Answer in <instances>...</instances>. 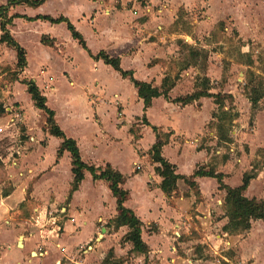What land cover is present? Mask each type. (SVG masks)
I'll use <instances>...</instances> for the list:
<instances>
[{"label":"crops","instance_id":"1","mask_svg":"<svg viewBox=\"0 0 264 264\" xmlns=\"http://www.w3.org/2000/svg\"><path fill=\"white\" fill-rule=\"evenodd\" d=\"M9 1L0 0V9ZM52 2L57 3L59 0H46L39 6H31L23 2L10 6L7 13L8 18L15 15L22 16L13 17L12 22L7 24L11 35L26 50V66L19 69L15 84L13 81L10 82L8 100L17 102L22 107L24 115L20 124L26 125L22 128V132L21 129H18V132L10 131L8 128L13 125L9 124V115L6 113L0 116V133L5 136L9 134L18 136V142L14 144L13 141L7 152L0 153V172L3 174L2 176L0 174V264H57V262L59 264H102L111 250L114 252V258L124 260L118 264H167L172 230L180 237V229L185 218L190 225L196 223L189 220L194 216L190 210L191 205L197 202L195 206L198 213L195 216L201 220L205 219V223L211 224V213L221 210V207L215 206L214 196L217 195L221 198L218 200L219 202L222 199L225 201L227 191L220 188L218 179L211 176L194 177L195 171L199 166L205 165L208 168L215 166L216 173L223 175L222 182L224 184L230 187L240 186L245 173L253 168L252 158L257 156L256 152L259 148L264 149V134L261 131L260 123L257 121L256 129H253L254 132H243L242 129L245 127L243 124L241 127H236L237 129L232 132L236 135L240 132L241 137L237 139L239 146L234 142L230 143L228 146L231 156L223 155V159L219 158V161L217 155L221 154V151L214 148L218 142L214 135L215 126L210 125L215 120L214 113L218 107L215 98L204 96L186 105L173 101L177 97H184L196 90L188 68L183 69V73L179 74L175 86L168 93L169 98L164 95L155 97L152 105L145 110L144 101L139 96L134 84L102 59L96 60L88 55V64L85 63L84 67H79L78 63L75 64L73 56L64 45L65 40L60 35L61 29H64L70 42L77 41L73 38L65 22L52 23L48 20L27 18H36L39 15H50L56 18L58 13L47 10ZM103 5L95 6L94 10L98 12V8H102ZM147 8L150 7H143L136 3L133 9H137L135 12L117 11V14L123 18H112L109 21L114 26L117 23L120 24L117 28L96 26L95 18L97 16L92 20L93 22H90L84 16L85 11H81L76 17L81 22H90L95 35L100 37L106 35L110 38L109 46L112 45L110 48L95 49L90 42H87L94 54L104 50L111 56L120 57L123 69L133 70L134 76L138 80L151 82L157 90L162 91L164 78L170 74L175 76L178 72L177 70L172 71L164 63L176 51L174 40L177 38L176 34H180V32L179 28L174 26L177 20L174 18L175 13L171 16H166L165 13L160 17L148 15V17H142V14H145L143 11ZM61 13L65 14L64 16L72 22L76 21L69 13H64V11ZM74 25L78 29L80 24L76 21ZM170 26L173 27L172 30L169 29ZM20 27L24 33H21ZM30 34L37 36L39 48L46 52L45 61L37 64L36 71L33 70V65L36 62L35 55L24 36ZM2 35L0 18V39ZM43 37L49 41L53 40V44H44ZM86 38H88L87 35ZM187 38L193 40L190 36ZM11 49H14L15 52ZM12 52L14 58L11 56ZM7 53L18 64L16 49L6 42H0V61L5 70ZM87 54L89 53L87 52ZM57 60L61 62L59 65L64 66L56 68L54 63ZM102 73H107L113 80L103 76ZM140 73H143L144 76ZM31 79L37 83L42 93L47 97L49 106L50 93H62L66 112L71 115L70 117L73 116L79 131L70 133L61 122L59 111L54 109L55 120L68 137L77 141L82 160L99 168H104L109 163L125 176V180L121 184V187L128 192L124 204L132 209L142 222V238L150 248L148 255L133 251V243L123 241L129 231L128 226H122L119 229L106 226L119 213L117 198L113 194L111 183L108 180L95 179L89 170H85V176L79 189L74 191L69 198L74 179L71 153L64 150L63 155L58 159V149L63 140L52 135L45 128L46 119L44 120L43 114L35 106L34 100H30L31 107L37 115L38 113L42 115L44 126L40 124L41 127L33 118H29L23 102L18 98V86L22 85L28 92V86L22 81ZM115 81L118 85L126 84L132 91L134 101L142 109L138 114L128 116L129 103L125 94L114 83ZM65 83L71 88L64 93L61 92V88ZM78 90L83 92V97L77 96L76 91L78 92ZM210 92L215 93L211 90ZM234 96L237 102L243 100L244 97L241 103L245 102L247 110V106L251 104L248 96L245 94H234ZM83 105L86 107L83 108ZM108 105L113 106L117 115L115 132L107 131L103 119L105 107ZM248 109L251 110V107ZM83 113L87 114L86 119L89 120V123L91 121L96 124L94 126L100 130L102 136L100 138L103 142L99 138V133H90L85 128L82 130L83 128L79 127V125L84 126L82 122L80 123V116ZM241 116L234 122H243V113ZM257 116V119L261 116L260 112ZM140 117L143 124L139 126L140 137L136 138V135L133 134L134 125L132 124ZM119 118L122 121H119ZM153 126L159 127L164 132H172L169 143L162 148V156L168 164L176 167L178 174L196 182L199 201H197V194L183 178L178 180V189L172 196H167L160 187L163 178L156 172V167L160 163L154 161L151 153L152 146L157 142ZM15 127L13 128L16 129ZM119 130L125 132L124 138L118 137ZM146 136L149 137L150 142L144 147L143 140ZM204 139L206 142L208 140L206 146L201 145ZM245 144L249 150L241 149ZM24 149L28 152H25ZM237 149L243 151L238 157L235 153ZM129 153L134 154L132 160L127 157ZM149 155H151L153 163L156 164L155 166L150 161ZM142 157L148 158L150 162V171L146 178H143L140 172L142 171L140 170ZM64 159L66 161H63ZM65 162L68 163V181L71 185L66 186L61 193L58 186H62L61 174ZM255 171V177L251 179L248 188L244 191V196L263 200L264 166H259ZM138 180L141 185L135 186V182ZM87 182L91 183L93 192L100 190L101 193L98 195L95 193L89 199L83 197L82 191ZM217 192L218 194H216ZM64 202L65 206L62 205ZM57 211L61 214L65 211V214L62 215H66L67 219H64L62 215H56ZM224 215L222 220L216 222L217 226L220 224L223 234L217 235L219 246L222 243L230 245V241L234 239L233 241L238 243L236 252L239 256L251 255L257 264H264V235L258 233V231L264 232V221L253 219L251 228L246 233L232 235L224 229L228 223L226 213ZM87 217L92 220L93 232L89 236L79 237L82 225L88 223ZM58 218L64 220L62 224L64 227L60 233L58 232L60 230V225L57 223ZM68 228L72 230L70 233L67 231ZM99 228L102 231L108 230L107 239L100 241L97 245L99 248L103 247L102 250L99 249L98 253L105 252L106 246H109L107 255L99 257L94 251L78 260L77 252L84 254L82 250L93 239V236L96 233L101 235L98 233ZM117 243H120V249H114V246L118 245ZM125 246H127V251H124ZM115 250H117L116 253ZM173 250L176 251L175 246ZM126 256H130L131 259L129 260ZM171 260L175 261V258Z\"/></svg>","mask_w":264,"mask_h":264},{"label":"rangeland","instance_id":"2","mask_svg":"<svg viewBox=\"0 0 264 264\" xmlns=\"http://www.w3.org/2000/svg\"><path fill=\"white\" fill-rule=\"evenodd\" d=\"M136 3L137 5L141 4L143 7H150L147 8V10L143 11L145 14H142V17L147 15L151 17H160L165 15V13L166 16H171L175 13V20L179 19L177 28H179L178 31L180 32V34L177 33V38L176 40H174V43L176 44V51L164 63V65L166 64L170 69H172V71L177 70L178 72L176 75L183 73L182 67L185 62L189 60V50L186 48V45H180V41H183V43L189 44L195 48L204 49L205 53L207 54V58L206 56H204L203 58H199L197 63L198 65L191 66L187 69L188 72L191 73L190 77L195 83L194 88H197V86L200 87L203 84H207L211 86V91H214L215 93H232L233 96L234 94L247 95L245 91L246 83L249 80H253L252 83L254 85L257 84L260 86V80L263 79L262 82L264 89V0H59V2L57 3L52 2L48 6L47 10H53L54 12L58 13L57 17H60L62 15L61 12L63 11L64 13L67 12L72 15L75 20L79 22L80 25L78 29L82 32L87 42H90L95 49H102V47L110 48L112 46H109L110 38L106 35L101 37L95 35L90 22H93L92 20L97 16L95 18L96 26L100 28H112L111 26H113V28H117L120 26V24L117 23L114 26L110 24L109 21L112 20V18H123V16H119L117 14V11L119 10L126 11L127 13L131 11H137V9L133 10ZM98 5L99 7L103 5V10L102 8H98V12L97 10H94ZM81 11L86 12L84 13V16L87 17L88 21H90L89 23L88 21L81 22L77 19L76 15ZM111 13L113 14L111 15ZM172 28L173 27L170 26L169 29L172 30ZM19 30H21V33H24L21 27L19 28ZM84 33L88 38H86V35ZM60 35L65 40L64 45L67 47V51L73 56L75 64L78 63L79 67H84L85 63L88 64L87 57H89V54H87V51L84 50L77 41L74 40L73 42H70L67 39L68 37L64 29H61ZM24 36L28 40V46L32 50V53H34L35 55L36 62L33 65V70L36 71L37 64L45 61L46 52H43L39 48L37 36L33 34ZM187 36H190L193 40L188 39ZM11 50L15 52L14 49ZM13 52L11 53L12 57L14 56ZM7 56L8 58L7 60H5L7 72L6 78L9 82L13 81L15 84L16 76L18 75V71L20 68L18 67L17 62L14 61V57L10 58L9 53H7ZM60 63L61 62L57 60L55 61L54 66L56 68L64 66L59 65ZM140 74L143 75V73ZM102 75H105L106 77H109L110 80H113L112 77H110L107 73H102ZM170 75L172 76V74ZM206 77H209L210 79L209 84L206 83V81L204 82V79H206ZM81 82L83 83V79L81 80ZM114 83L119 89H121V91L127 98V102L129 103L128 116L138 114L142 109L141 106H139V104L134 101L132 91L126 84L118 85L116 81ZM69 88L71 87H69L65 83V85H63L61 88V92H68ZM132 88L134 87L132 86ZM18 90V98L23 102L29 118H33V120L36 121L39 126L40 124L42 126V115L40 113H38L37 115L32 109L30 102V100L32 101V99L31 96L28 95L29 93L23 88L22 85L18 86ZM52 93H50V107L59 111L60 120L70 133L79 131V128L74 122L73 116L70 117L71 115L66 112V104H64L65 100L62 98V93ZM76 94L79 98L84 96L83 92L79 90L78 92L76 91ZM242 99L244 100V97ZM243 100L237 102L234 96L233 101H231L230 99L227 101L225 109H228L230 107L231 113H235L236 117L234 120H238L242 113L244 115V121L241 123H235L234 120H232L231 122H223L224 125H226L228 128V130H226L228 138L230 139L228 141L220 140L219 135L221 134L218 125L219 123H222V121L218 119L220 110L218 107L216 109L215 114L217 115V117H215V120L212 121L210 125L215 126L214 135L217 138L216 141H218L217 144H215L214 148L221 151V154L217 155L218 160L219 158L220 160H222L223 155L231 156L230 148L228 146L230 143L234 142L237 146H239L237 139H240L241 137L240 132L238 135H236L232 131L234 129H237L238 127H241V124L245 125V127L242 129L243 132H254L253 129L256 127L257 121H259L261 126L260 128L262 129L261 131H263L264 134V98L260 101L257 108H253L250 104V106H247V110L244 105L245 102L241 103V101ZM10 103L13 102L11 101ZM85 107L86 106L83 105V108ZM112 107L110 105L106 106L103 113V119L108 132H115L116 129L115 119L117 115L115 114V111ZM248 107H251V110H249ZM38 110L43 114L45 120L47 117L46 114L42 110ZM258 112H260L261 114V116L258 118L259 120L257 119ZM86 115L87 114L83 113L80 116V123L82 122V125L84 126L79 125V127L83 128L82 130H84L85 128L90 133H99V138L102 137L99 132L100 130H98V127L94 126L96 124L91 123V121L89 123V120L86 119ZM119 121H122L121 118H119ZM20 122L21 121L19 120L15 123L9 122V124L13 126L10 128L8 125H6V127L8 126V129L13 132H18V129H21L22 132V128H24L26 124L21 125L22 123L20 124ZM142 124L143 122L141 117L136 122H134V124H132L134 125L133 134L136 135V138L140 137L139 134L141 130H139V126ZM14 126H16V129L13 128ZM135 127H137V130H135ZM125 136V132L123 130H119L118 137L124 138ZM13 141L14 144L18 142V136L14 134L13 136L12 134L5 136V134L0 133V153L2 154L4 152H7L9 147L12 146ZM101 142H103L102 139ZM149 142L150 139L148 136H146L143 140V146L146 147ZM207 142L204 139V142L201 145L206 146L205 144ZM247 147L248 146H246L245 144L241 149L245 148L249 150V148ZM26 151L28 152V150H25V152ZM235 153H237L236 157H238L243 153V151L237 149ZM256 153L257 156H254L251 160L253 168L248 171L249 173L253 174H256V168H259V166H264V149L259 148ZM127 157L129 160H132L134 158V154L129 153ZM149 159L155 166L156 164L153 163L151 155H149ZM234 160L237 161L236 159ZM63 161H66V159H64ZM140 162L142 163V168L140 169L142 171H138L141 172L143 178H146L148 177L150 171V162L148 158L145 157H142ZM67 168L68 163L65 162L63 172L61 174L62 186H58L59 192L61 193L64 191V188H66V186L71 185V183L68 181L69 175L67 172ZM0 174L1 176L3 175L1 172ZM186 184L190 186L187 182ZM140 185L141 182H139V180L135 182V186ZM192 190L195 194H197L196 190L193 187ZM82 192V196L87 199H89V197H93L95 193L97 195L101 193L100 190H98L97 192H93L91 190L90 182H87L85 184ZM216 194H218V192ZM198 197L199 196L197 194V201H199ZM214 197L216 199L213 200L215 206L221 207V210H216L215 212L211 213V224L208 222L205 223V219L201 220L195 216V214L198 213L196 212V202L191 205L190 210L194 214V216L192 218H189V220H192L198 224L195 223L194 225H190L189 221H187L185 218L182 228L180 229V237L174 232V230H172L170 237L171 244L169 247L170 254L167 256V264H257L255 262V258H252L251 255H248L247 257H241L238 255V253L236 252L238 243H235V241H233L234 239L230 241V245L222 243L219 246L217 235L223 234L220 230V224L219 226H217L216 222H219L223 217H225L224 213H226V210L224 208V199L219 202L218 200L221 198L217 197V195ZM64 204L65 202L62 203V205ZM55 213L56 215L59 214L58 216H60L62 214H65V211L62 214L59 211ZM62 217L64 219H67L66 215H62ZM58 219L59 220L57 221V223H59L58 225H60V230H58V232L60 233L62 232L64 227V225L62 227L64 220L61 218ZM87 221V224L82 225V229L80 232L81 235H79V237H86L92 234V220L91 218H88ZM70 229L71 228L67 229L69 233L72 231ZM107 232V229L106 231H102L101 228H99L98 233H100L101 235L99 236L96 233L93 236V239L85 245V248H83L82 251L84 252V254H81V252H77V255L79 257V259L78 257L77 259L80 260V257L82 259L87 255H90L91 252L94 251L97 253V255H99V257H105L107 255V252L109 251V246H106L105 252L98 253V251H100L99 249L102 250L103 247L100 246L99 248L97 245L100 243V241H105L107 239ZM246 232L247 230L242 232H232V235L244 234ZM258 233H260L262 236L264 235V232L262 231H258ZM211 234L214 235L212 236ZM117 244V246H114V249H120V243ZM172 246H175L176 251L173 250ZM125 247L126 248L124 251H127V246ZM116 251L117 250H115V253ZM126 257H128L129 260L131 259L130 256ZM172 258H175V261H172ZM225 258L228 260H226ZM157 262H159V260H157ZM57 264L59 263L57 262Z\"/></svg>","mask_w":264,"mask_h":264},{"label":"trees","instance_id":"3","mask_svg":"<svg viewBox=\"0 0 264 264\" xmlns=\"http://www.w3.org/2000/svg\"><path fill=\"white\" fill-rule=\"evenodd\" d=\"M45 1L46 0H10L0 9L1 29L3 31L0 42H6L16 49L18 67L20 69H23L26 66V50L11 35L9 29L7 28V24L12 22L13 17L22 16L15 15L11 18H8V9L12 5L23 2L31 6H39ZM27 18L30 20H48L52 23L65 22L73 38L79 42V44L89 53L92 58L96 60L102 59L106 64L111 65L115 70L120 72L124 78H128L134 84L138 90L139 96L144 101L145 110H147V108L152 105V101L155 97L164 95L165 97L169 98L168 93L175 86L176 81L179 78V74L175 76L167 75L163 80L162 91H159L153 86L151 82L138 80L134 76L133 70L123 69L121 66L120 57L111 56L104 50L94 54L90 50L84 35L76 28L74 23L68 17L61 15L60 17L54 18L50 15H39L36 18ZM178 24L179 19L176 20L174 26L177 28ZM42 42L47 45L53 44V40L49 41L45 37L42 38ZM179 44L186 45V48L189 50V60L185 62L182 70L198 65L197 63L199 58H203L204 56L207 58V54L205 53L204 49L195 48L189 44L183 43V41H180ZM17 78L18 76H16V79ZM262 80H260V86L257 84L254 85L252 83L253 80H249L245 85V91L253 108H257L259 101L264 97ZM205 81L208 84L210 83V79L207 77L204 79V82ZM22 83L28 86V92L30 93L32 100H34L35 106L44 111L46 114L47 117L45 128L48 129L52 135H55L63 140L60 148L58 149V159L63 155L64 150H68L72 155V172L74 174V179L72 182L69 198H71L74 191L79 189V186L85 176V170H89L95 179L108 180L111 183L112 192L117 198L119 213L116 217L112 218L106 226H113L114 229H119L122 226H128L129 231L124 236L123 241L132 242L134 245L132 249L133 251L148 255L150 248L142 238V222L135 212L124 204L128 192L121 187V184L124 182L125 176L120 171L114 169L109 163L104 168L95 167L94 165L85 163L81 158L77 141L74 138L68 137L64 130L57 124L55 120V110L47 104V97L42 93L37 83L32 79L23 80ZM210 90V85L203 84L200 87L197 86L196 90L192 94H188L184 97H177L173 99V101L186 105L199 100L204 96L214 97L220 110L218 119L222 121V123H219L218 125L221 134L219 137L222 141H228L230 140L226 133L228 128L223 122H231L236 117L235 113H231L230 107L225 109L227 101L229 99L233 101L234 96L228 93H211ZM215 113L214 117H217ZM4 114H6V109L3 104L0 103V116H3ZM153 130L156 132L157 142L152 146L151 153L153 155L154 161L160 163V165L156 167V172L163 178L160 187L164 193H166L167 196H172L173 193L178 189V180L183 178L191 187L196 190V193L199 194L198 185L196 182L188 179L186 176L178 174L176 172V167L174 165L168 164V162L162 156V148L164 145L169 143L172 132H164L156 126H153ZM196 176L216 177L220 182V188L226 189L227 194L224 201V208L226 210V216L228 217V223L224 226L226 231L230 233L246 231L251 228V222L253 219H261L264 221V199H250L244 196V191L248 188L250 181L255 177V174L249 172L245 173L243 183L237 187H230L224 184L222 182L223 175L216 173V170L213 167L208 168L205 165L199 166L194 173V177ZM122 262H124L122 258H114V252L111 250L108 256L103 260L102 264H118Z\"/></svg>","mask_w":264,"mask_h":264},{"label":"built area","instance_id":"4","mask_svg":"<svg viewBox=\"0 0 264 264\" xmlns=\"http://www.w3.org/2000/svg\"><path fill=\"white\" fill-rule=\"evenodd\" d=\"M7 72L2 67V63L0 61V103L3 104V106L6 109V113L9 115V122L15 123L18 120L21 121L23 118V109L20 105L17 104V102L10 103L8 100L9 94H10V82L6 78Z\"/></svg>","mask_w":264,"mask_h":264},{"label":"water","instance_id":"5","mask_svg":"<svg viewBox=\"0 0 264 264\" xmlns=\"http://www.w3.org/2000/svg\"><path fill=\"white\" fill-rule=\"evenodd\" d=\"M105 230V229H104Z\"/></svg>","mask_w":264,"mask_h":264}]
</instances>
